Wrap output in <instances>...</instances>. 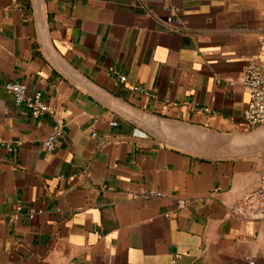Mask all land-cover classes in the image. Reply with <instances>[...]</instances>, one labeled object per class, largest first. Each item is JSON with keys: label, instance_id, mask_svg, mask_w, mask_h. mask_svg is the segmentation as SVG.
Wrapping results in <instances>:
<instances>
[{"label": "crops", "instance_id": "obj_1", "mask_svg": "<svg viewBox=\"0 0 264 264\" xmlns=\"http://www.w3.org/2000/svg\"><path fill=\"white\" fill-rule=\"evenodd\" d=\"M250 63L264 0H0V264H264V222L230 212L264 148L217 153L261 127Z\"/></svg>", "mask_w": 264, "mask_h": 264}, {"label": "built area", "instance_id": "obj_2", "mask_svg": "<svg viewBox=\"0 0 264 264\" xmlns=\"http://www.w3.org/2000/svg\"><path fill=\"white\" fill-rule=\"evenodd\" d=\"M124 81L123 76H119ZM242 86L248 94V101L241 113V124L245 129H253L264 124V67L255 63L246 66L242 74ZM3 89L13 96L14 104L25 108L32 117H41L50 112L49 105L39 94H29L22 83L9 82L3 84ZM132 90L143 95H149L143 88L133 86ZM62 137V130L57 124L52 133L42 142L46 152H53L56 142ZM184 205L179 203V207ZM236 217L264 222V171L261 172L257 186L246 194L243 200L230 208ZM248 264H253L249 262Z\"/></svg>", "mask_w": 264, "mask_h": 264}, {"label": "water", "instance_id": "obj_3", "mask_svg": "<svg viewBox=\"0 0 264 264\" xmlns=\"http://www.w3.org/2000/svg\"><path fill=\"white\" fill-rule=\"evenodd\" d=\"M245 147L252 149L264 148V124L258 130L249 131L243 136H229L220 139L217 153L220 151L227 152L228 156H231L243 150Z\"/></svg>", "mask_w": 264, "mask_h": 264}, {"label": "rangeland", "instance_id": "obj_4", "mask_svg": "<svg viewBox=\"0 0 264 264\" xmlns=\"http://www.w3.org/2000/svg\"><path fill=\"white\" fill-rule=\"evenodd\" d=\"M228 156V154H227V152H222V151H220L219 153H218V157H227Z\"/></svg>", "mask_w": 264, "mask_h": 264}]
</instances>
